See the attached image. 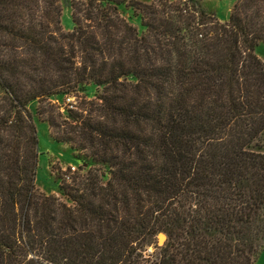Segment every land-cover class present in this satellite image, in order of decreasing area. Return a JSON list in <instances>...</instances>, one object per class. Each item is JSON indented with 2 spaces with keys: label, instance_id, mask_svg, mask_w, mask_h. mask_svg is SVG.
I'll return each instance as SVG.
<instances>
[{
  "label": "trees",
  "instance_id": "obj_1",
  "mask_svg": "<svg viewBox=\"0 0 264 264\" xmlns=\"http://www.w3.org/2000/svg\"><path fill=\"white\" fill-rule=\"evenodd\" d=\"M260 42L264 0H237L227 21L195 0H0V264H253ZM33 102L84 157L56 173L65 199L36 187Z\"/></svg>",
  "mask_w": 264,
  "mask_h": 264
},
{
  "label": "rangeland",
  "instance_id": "obj_2",
  "mask_svg": "<svg viewBox=\"0 0 264 264\" xmlns=\"http://www.w3.org/2000/svg\"><path fill=\"white\" fill-rule=\"evenodd\" d=\"M147 4H157L160 9H165L169 12L170 9L184 6L185 0H141ZM197 4L202 5L207 12L218 14L222 21H227L230 18L232 9L237 0H195ZM193 4V2H191ZM120 10L126 16L128 22L138 26L141 31L144 29L141 26V17L134 14L131 6L126 4L120 5ZM72 10L65 9L62 14V25L66 31L73 29ZM259 57L264 61V43L260 42L257 47ZM89 94H96L95 87L89 86ZM30 109L35 115L37 132L39 138V161L37 163V176H35L36 187L44 194H55L65 199L63 192L60 189V183L56 179V173L66 172L69 167L74 171L79 170V165L83 162L84 157L78 150L72 148L71 144L57 142L51 134L49 125L42 121L37 115L38 103L33 102ZM256 150L264 151V136L261 138L260 144L255 147ZM81 159H80V158ZM68 172V171H67ZM162 233V232H161ZM160 237V233L158 235ZM159 242L162 245L166 242ZM253 264H264V249L259 252Z\"/></svg>",
  "mask_w": 264,
  "mask_h": 264
},
{
  "label": "water",
  "instance_id": "obj_3",
  "mask_svg": "<svg viewBox=\"0 0 264 264\" xmlns=\"http://www.w3.org/2000/svg\"><path fill=\"white\" fill-rule=\"evenodd\" d=\"M166 234L165 233H160L159 241L163 242L166 239Z\"/></svg>",
  "mask_w": 264,
  "mask_h": 264
}]
</instances>
